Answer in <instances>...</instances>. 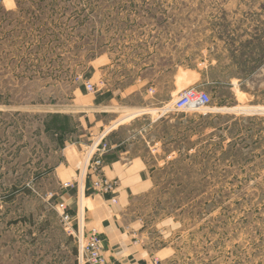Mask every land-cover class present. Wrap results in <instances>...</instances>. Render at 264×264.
Segmentation results:
<instances>
[{
  "label": "rangeland",
  "instance_id": "1",
  "mask_svg": "<svg viewBox=\"0 0 264 264\" xmlns=\"http://www.w3.org/2000/svg\"><path fill=\"white\" fill-rule=\"evenodd\" d=\"M186 88L210 103L155 128ZM97 90L116 96L105 129L164 137L132 140L174 264H264V0H0V264H79L58 171L81 141L83 179L96 132L75 111Z\"/></svg>",
  "mask_w": 264,
  "mask_h": 264
},
{
  "label": "crops",
  "instance_id": "2",
  "mask_svg": "<svg viewBox=\"0 0 264 264\" xmlns=\"http://www.w3.org/2000/svg\"><path fill=\"white\" fill-rule=\"evenodd\" d=\"M107 91L97 90L91 98L77 104L75 112L81 114L78 121L82 129H93L99 133L106 128L105 119L111 118L109 114L117 110L115 104L108 105V102L116 103L115 94L111 90ZM172 112L174 111L167 109L158 112L153 119L151 118L154 127L169 126ZM143 113H136L129 119L134 117L138 119V115ZM120 124L109 127L107 141L111 150L104 156L102 167L103 175L118 182L115 193L117 204L109 203V195L89 190L86 172L82 179L81 155L78 151V147L83 146L81 141H74L68 147L71 155L75 150L77 154L72 157V161H69L66 154L67 163H63L58 171L62 183L77 182L76 186L62 187L59 198L66 201L69 208L76 203V207L70 211L79 219V222L73 223L75 233L80 236L91 228L100 233L107 264H174V249L167 238H161L157 234V229H153L154 224L150 223L152 210L146 207L149 203L146 198L151 195L155 186L152 173L157 167L152 164L153 158L149 151L146 154L139 152L134 145L136 141L132 140V137L140 135L137 142L152 152L158 150L157 148L164 149L166 146L164 142L162 143L164 137L154 138L153 144H149L144 138V127L131 134L129 126ZM163 135L169 137L171 134ZM165 157L168 159L169 155ZM160 160L156 159L157 163H161ZM160 225L158 224V227ZM160 241L164 244L160 245Z\"/></svg>",
  "mask_w": 264,
  "mask_h": 264
},
{
  "label": "built area",
  "instance_id": "3",
  "mask_svg": "<svg viewBox=\"0 0 264 264\" xmlns=\"http://www.w3.org/2000/svg\"><path fill=\"white\" fill-rule=\"evenodd\" d=\"M83 85L87 90L94 91V86L88 81L83 82ZM209 103V96L204 91L186 88L178 95L171 107L167 108V110L188 112L195 108L207 106ZM109 130L108 128L96 134L90 133L89 142L83 149L85 158L83 170L87 175L89 190L93 193L109 195V203L115 204L117 202L115 193L118 182L115 179L107 178L102 172L104 156L111 150V146L107 141ZM62 186L64 188H70L72 184L65 182ZM56 209L62 222L67 226V229L77 238L79 264H107L104 256L103 239L100 233L95 228H91L79 236L78 233L74 232L73 228L74 221L79 222V219L71 214L66 201L60 199L56 204Z\"/></svg>",
  "mask_w": 264,
  "mask_h": 264
},
{
  "label": "trees",
  "instance_id": "4",
  "mask_svg": "<svg viewBox=\"0 0 264 264\" xmlns=\"http://www.w3.org/2000/svg\"><path fill=\"white\" fill-rule=\"evenodd\" d=\"M109 95V94H108ZM96 100H97V98H96Z\"/></svg>",
  "mask_w": 264,
  "mask_h": 264
}]
</instances>
